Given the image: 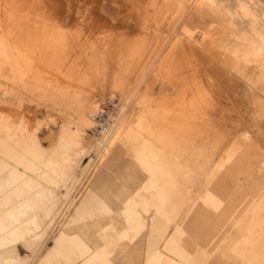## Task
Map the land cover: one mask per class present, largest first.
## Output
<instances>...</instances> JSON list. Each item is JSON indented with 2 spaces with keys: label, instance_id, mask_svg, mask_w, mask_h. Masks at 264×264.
Masks as SVG:
<instances>
[{
  "label": "rangeland",
  "instance_id": "obj_1",
  "mask_svg": "<svg viewBox=\"0 0 264 264\" xmlns=\"http://www.w3.org/2000/svg\"><path fill=\"white\" fill-rule=\"evenodd\" d=\"M0 13V264H40L58 239L57 264H125L136 221L145 237L153 214L168 228L208 206L219 215L199 218L188 250L235 237L242 211L232 258L210 264H264V0H0ZM106 96L121 112L96 140Z\"/></svg>",
  "mask_w": 264,
  "mask_h": 264
},
{
  "label": "crops",
  "instance_id": "obj_2",
  "mask_svg": "<svg viewBox=\"0 0 264 264\" xmlns=\"http://www.w3.org/2000/svg\"><path fill=\"white\" fill-rule=\"evenodd\" d=\"M5 132L0 131V146L5 149V146H10L9 144L5 145L3 140ZM2 140V143H1ZM12 147V145H11ZM8 153V152H6ZM8 166V164H7ZM226 182L223 181L222 184ZM220 186L221 180H215L212 182H208V186L212 185ZM221 184V185H222ZM207 186V185H206ZM94 189V188H93ZM96 192V190L94 189ZM217 197V196H216ZM215 197V199H216ZM220 202V200H217ZM208 209L199 208L192 211L190 217H183L181 222H177L176 225L172 227L165 228L160 224V222H156V215L152 216V223L149 231L143 236L142 230L139 229L140 236H142V244L141 247H138V244L135 243V248L131 246H127L124 248L125 254L123 255V259H118L117 263L128 264L131 260V252L137 251L138 249L144 248V264H210V259L213 257L214 252H219L224 257L232 258V247L235 242V238L239 237V219L242 216V211L235 218L233 217L230 220V226L228 230H225L226 233H229L230 229H233V232L230 231L229 234L236 235L235 237L228 238L221 237V239L213 241L214 244L212 249L202 250L200 248H195L193 251H189L187 248L188 245V237L190 233L198 228L199 218L204 217L206 215H216L219 211L220 207H206ZM241 208V207H240ZM209 209H213L211 211ZM222 214V212H221ZM143 218V217H142ZM93 220H97V217H93ZM171 225V224H169ZM168 225V226H169ZM237 231V232H236ZM126 243V240L123 239ZM224 244H228V248H223ZM160 247L166 249L168 252L172 253L173 256H169L167 254H163L161 252ZM223 260V258H222ZM173 261V262H172ZM232 264H240L238 260L233 258Z\"/></svg>",
  "mask_w": 264,
  "mask_h": 264
},
{
  "label": "bare ground",
  "instance_id": "obj_3",
  "mask_svg": "<svg viewBox=\"0 0 264 264\" xmlns=\"http://www.w3.org/2000/svg\"><path fill=\"white\" fill-rule=\"evenodd\" d=\"M137 1V0H136ZM15 4V3H14ZM16 11V10H15ZM1 14V13H0ZM99 16V15H98ZM96 17V16H95ZM75 17H71L70 18V20H68V22H74L75 21V19H74ZM90 18V17H89ZM100 18V17H99ZM61 19H62V21L61 22H65V21H67V20H64V18H62L61 17ZM22 29V28H21ZM19 32H20V30H19ZM44 32V31H43ZM27 33V32H26ZM16 34V33H15ZM21 34V33H20ZM24 34V33H23ZM17 35V34H16ZM25 35V34H24ZM29 35H30V33H29ZM21 36V35H20ZM32 40V39H31ZM35 45V44H34ZM34 45H32L33 47H34ZM31 46V47H32ZM32 47V48H33ZM116 48V47H115ZM35 49V48H34ZM43 50V49H42ZM107 97V96H106ZM106 97H102V98H106ZM101 99V98H100ZM99 101V100H98ZM122 107V106H121ZM97 109H98V102H97ZM97 109L91 114V116H90V125H89V128L93 125V117H94V115H95V113H96V111H97ZM119 110H120V112H121V109H120V107L118 108V115H116L115 116V118H114V122H112V124L111 125H109L105 130H103V132H102V134L99 136V137H96L95 139L96 140H102V139H105L113 130H114V128L116 127V125H117V121H118V118H119V116H120V112H119ZM170 118V117H169ZM88 128V129H89ZM168 129H169V127H168ZM160 130H162V129H158L157 131H159V132H161ZM80 131V130H79ZM168 131V130H167ZM162 133H164V132H162ZM168 133V132H167ZM158 134V133H157ZM163 135V134H162ZM166 135V134H165ZM33 138V137H32ZM30 141H31V139H29ZM88 141V140H87ZM41 142V141H40ZM39 142V143H40ZM23 144V143H22ZM87 144V143H86ZM85 143H82L81 144V149H85V147H87V145H86ZM39 145V144H38ZM63 145H65V144H63ZM40 146H41V144H40ZM71 146V145H70ZM73 146V145H72ZM62 147V146H61ZM41 149H43L42 147H41ZM47 150V149H46ZM72 150V149H71ZM26 151H29V154L30 155H32V157L33 156H40L42 153L38 150V148H37V146H35L34 144H31L29 147H28V150H26ZM49 151H50V149H49ZM40 152V153H39ZM27 154H28V152H27ZM46 154H47V152H46ZM24 156V155H23ZM19 157V156H18ZM39 159V158H38ZM20 161V160H19ZM22 161V160H21ZM43 161V160H42ZM69 161H70V166L72 165V161H71V159H69ZM27 162V161H26ZM30 162V161H29ZM23 163V162H22ZM32 163V162H31ZM34 163V162H33ZM62 163V162H61ZM29 163L27 162V165H28ZM88 164H89V161H87L83 166L84 167H86V166H88ZM37 165V164H36ZM36 165H30V169H31V171L34 169V167L36 166ZM6 166H7V164H6V162L5 161H3V160H1L0 159V168L2 167V168H6ZM61 166V165H60ZM37 167V166H36ZM35 167V168H36ZM62 167V166H61ZM69 167V166H68ZM28 169V168H27ZM37 169H39V168H37ZM60 169H62V168H60ZM60 169L58 170V171H60ZM69 170V169H68ZM41 171V170H40ZM62 171H63V169L61 170V172H59L61 175H62ZM33 172V171H32ZM35 172H37V171H35ZM20 173V172H19ZM40 173V172H39ZM41 173H43V171L41 172ZM44 176V175H43ZM66 176H67V174H66ZM31 179V178H30ZM29 186H33V184L32 183H30L29 184ZM143 188V187H142ZM141 188V189H142ZM146 190V189H145ZM1 191V190H0ZM152 191V190H151ZM151 193H153V192H151ZM150 193V194H151ZM3 194H5V193H3ZM181 200V199H180ZM39 202H41V200H39ZM42 203V202H41ZM131 205V204H130ZM134 205V204H133ZM40 208V207H39ZM38 208V209H39ZM126 209V210H125ZM128 209V210H127ZM24 211H25V209H24ZM132 211H133V213H134V210H133V206H129L128 208H124V210L122 209L120 212H118V215H120L121 213H124V215H125V213H126V215L127 214H129V213H132ZM78 212L79 211H76L75 212V216L73 217V221L76 219V218H78ZM39 213V212H38ZM40 214V213H39ZM42 214V213H41ZM45 214V213H44ZM124 216V218L126 217V220H124L123 219V222H121V224L122 223H126L127 222V224H128V220L130 219L129 217H131V216H133V215H131V216H129L128 218H127V216ZM135 216V215H134ZM42 217H44L43 216V214H42ZM41 217V218H42ZM134 219V218H133ZM42 220H44V219H42ZM131 220H132V218H131ZM130 220V221H131ZM126 221V222H125ZM4 225V224H3ZM5 225H6V223H5ZM130 225V224H129ZM144 225V223H143V221H136V223H135V229H136V232L135 233H139V229L142 227ZM131 226V225H130ZM133 226H131V227H133ZM67 233V232H66ZM64 235V241H68L67 240V237L65 236V234H63ZM136 236V235H135ZM137 237V236H136ZM61 239V238H60ZM137 239H135V241H136ZM139 240V239H138ZM59 239L54 243V245H53V248L49 251V253L47 254V256H45L42 260H41V262H40V264H57V250H58V245H59ZM113 242V241H112ZM256 248V247H255ZM253 260V259H252ZM255 261V260H254ZM173 262V261H172Z\"/></svg>",
  "mask_w": 264,
  "mask_h": 264
},
{
  "label": "built area",
  "instance_id": "obj_4",
  "mask_svg": "<svg viewBox=\"0 0 264 264\" xmlns=\"http://www.w3.org/2000/svg\"><path fill=\"white\" fill-rule=\"evenodd\" d=\"M119 99L116 97L101 98L98 101V109L93 117V125L90 132L99 136L109 125L114 122L119 108Z\"/></svg>",
  "mask_w": 264,
  "mask_h": 264
}]
</instances>
